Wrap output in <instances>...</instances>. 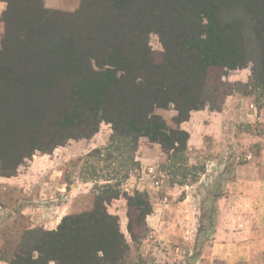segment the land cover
<instances>
[{
    "label": "trees",
    "instance_id": "1",
    "mask_svg": "<svg viewBox=\"0 0 264 264\" xmlns=\"http://www.w3.org/2000/svg\"><path fill=\"white\" fill-rule=\"evenodd\" d=\"M6 2L1 174L14 173L34 151L90 139L101 122L132 144L146 137L173 151L184 135L185 149L188 134L167 129L155 108L198 110L211 72L250 62L253 79L264 86V0H80L75 13L57 21L42 0ZM151 32L163 45L159 62L148 45ZM118 196L97 197L90 211L65 215L56 230L28 231L10 264H121L129 247L118 218L105 207ZM126 199V228L135 241L151 205L138 191Z\"/></svg>",
    "mask_w": 264,
    "mask_h": 264
},
{
    "label": "rangeland",
    "instance_id": "2",
    "mask_svg": "<svg viewBox=\"0 0 264 264\" xmlns=\"http://www.w3.org/2000/svg\"><path fill=\"white\" fill-rule=\"evenodd\" d=\"M42 4L47 11L53 12L57 21L60 14L75 13L80 0H42ZM6 10V0H0V50ZM235 14L245 18L240 10ZM52 32L55 33V29L50 34ZM8 45L9 51H14V44ZM148 45L154 60L159 62L163 45L156 32L149 33ZM252 69L250 62L243 68L211 72L205 105L198 110L183 114L170 104L155 108L154 114L164 121L167 129L184 132L181 125L189 118L180 123L178 118L186 114L190 117L191 113L199 111L215 113L234 108L235 99L240 98H245L244 101L250 98L259 107L264 98V86L253 79ZM212 86L218 93L212 92ZM177 139L180 143L174 146V151L169 146L165 149L158 143H151L146 137L132 144L131 140L115 136L110 123L101 122L98 132L90 139H70L49 152L34 151L14 173H0L1 179L16 178L14 186L0 185V209L3 208L0 212V264H10L12 254L28 231L56 230L62 219L60 215L90 211L97 197L106 198L111 191H119V196L105 207L109 214L118 218L129 247L121 264H264V240L251 238L253 231L261 230L262 225L253 224L250 216L240 213L223 214L221 221L213 224L212 218H207L213 210L211 202L207 203L199 222L195 220L197 211L192 220L186 218L182 222L179 218L175 232L155 233L145 222L146 227L139 228L143 234L132 241L127 228L124 231L122 220L128 221L127 196H133L135 191L146 193L153 212V205L166 199L181 201L184 197L182 186L189 179L197 182L206 169L217 167L210 159L215 153L211 136H206L204 142L208 157L195 154L197 151L192 156L187 143L184 149L186 137L178 135ZM148 143L160 147L163 154L160 159L139 153L142 144ZM31 208H36L33 213L28 212ZM5 220L10 223L2 226Z\"/></svg>",
    "mask_w": 264,
    "mask_h": 264
},
{
    "label": "crops",
    "instance_id": "3",
    "mask_svg": "<svg viewBox=\"0 0 264 264\" xmlns=\"http://www.w3.org/2000/svg\"><path fill=\"white\" fill-rule=\"evenodd\" d=\"M244 99H235L234 108H225L220 112L191 113L189 120L181 125L188 133L187 146L192 156L194 151H197L195 154L209 156L204 142L206 136H211L215 153L210 159L217 163L212 162L217 167L206 169V173L202 174L197 182L189 179V182L182 186L184 197L181 201L166 199L153 205V212L145 222L155 233L165 230L175 232L178 230L179 218H182V222H185L186 218L192 220L196 211L195 220L199 222L207 203L211 202L213 210L207 218L211 217L213 224H218L223 214L240 213L250 216L253 224L262 225L261 230L253 231L251 238L264 240V98L259 107L252 99ZM142 145L139 149L141 155L157 156L159 159L162 157L158 145ZM206 167L208 168V165ZM15 179L0 178V185L14 186ZM201 195L203 199H200ZM35 209L31 208L28 212L33 213ZM59 209H62V206H59ZM22 212H25V209ZM62 216L60 215L59 219ZM127 222L125 218L122 220L124 231ZM9 223L10 221L5 220L2 226Z\"/></svg>",
    "mask_w": 264,
    "mask_h": 264
}]
</instances>
